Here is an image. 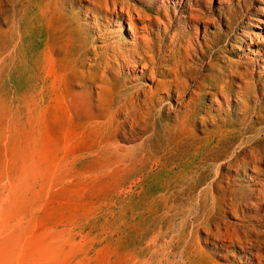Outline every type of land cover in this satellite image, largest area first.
Here are the masks:
<instances>
[{"label": "rangeland", "instance_id": "rangeland-1", "mask_svg": "<svg viewBox=\"0 0 264 264\" xmlns=\"http://www.w3.org/2000/svg\"><path fill=\"white\" fill-rule=\"evenodd\" d=\"M174 1L107 0L86 16V0H26L27 7L47 12L31 20L16 0L0 7V32L12 14L20 27L30 21L38 34L34 50L19 64L15 37L0 36V264H234L235 257L246 264L236 245L222 257L213 253L202 224L214 204L219 211L211 214L231 224L244 209L227 208L228 186L251 184L241 179L244 165L228 167L229 154L217 157L235 150L231 132L239 127L235 121L220 128L195 121L176 134L185 109L181 115L176 110L182 99L170 73L185 80L191 48L203 45L189 6L217 19L208 37L218 69L243 59L256 70L264 60V0H229L228 13L219 19L218 0ZM113 2L152 19L148 33L134 25L137 37L150 42L153 70L165 72L155 76L158 88L146 76L149 60L133 52L127 25L110 15ZM72 14L81 39L68 25ZM123 36L128 45L121 44ZM137 46L140 51L141 42ZM257 50L260 55L253 54ZM198 80L187 81L185 98ZM143 89L160 104L150 109L138 96ZM205 92L202 102L208 104L210 89ZM204 110L199 117L205 118ZM224 129L227 139L218 143ZM218 174L221 189L214 190Z\"/></svg>", "mask_w": 264, "mask_h": 264}, {"label": "bare ground", "instance_id": "bare-ground-1", "mask_svg": "<svg viewBox=\"0 0 264 264\" xmlns=\"http://www.w3.org/2000/svg\"><path fill=\"white\" fill-rule=\"evenodd\" d=\"M236 1L239 2L240 0ZM242 1L245 4L248 0ZM4 2L5 0H0V7L4 6ZM16 2L20 7V13L23 14V16L28 17V20H31L33 15L44 18L47 13L42 10L36 11L35 7H27L26 0H16ZM86 2L88 5L86 6L84 12L87 16V14H92L95 10H99L98 7H102L103 4L106 6L107 0H86ZM181 3V0L174 1V4L176 5ZM218 3V10L220 11L218 17L216 18L219 19L221 15L224 16L228 13L231 3L229 0H218L217 4ZM118 7L119 9L116 8V2H113L112 11L109 9L110 15L117 19L119 25L121 22H124L127 25L128 28L126 29H128L132 39L133 52H135L142 60H149L151 69L146 76L150 77L151 80H155V76L164 75V70H153L155 68V62L152 59L151 53L154 52L150 46V42L145 36L142 35L139 38L136 35L137 27L134 24L140 23L142 25L140 29L146 32L149 25L152 24V19H149L137 9L131 10L130 8H127L125 4ZM224 8H226L227 11L224 10ZM193 11L196 15L190 17V23L191 26H193V32L196 35L197 28L201 26L203 45L200 46L199 43H196V48H191L193 52L192 58L189 57L186 58V60H191L192 64L188 67L185 80L180 79L176 73H170L174 75L173 81L175 83L176 98L182 99V101L178 103L176 110L179 112V115H181V109H185L183 113V120H178L179 117L177 116L179 128L176 130V134L182 133L185 126L187 127L188 124L195 123V121H200V123L203 121L208 122L210 125L215 126V128H220V126H225L226 124L233 123L234 121L236 122L239 129L237 131L235 129L231 132L235 133L232 139H236L238 142L237 146L234 147L235 150L228 151L225 149L220 153V155L218 154L217 157H225L229 154L228 156L230 159L225 164L228 167L232 165L238 166L239 164L244 165L245 171L242 172L241 179L251 182V184L242 187V189L239 187L237 190L233 189L229 185V206L227 207L229 209L228 213L231 211L233 213L238 212V210L241 209V206L244 209L238 218L232 215V218L236 219L237 222L231 224L225 220L218 221L211 214L219 211L214 204L211 209V213H209V217L204 220L202 224L203 226L205 225V227L207 226L209 229L207 239H212L213 253H220L219 256L222 257L223 252H232L229 248L236 245L239 250L238 253L244 255V259H247L246 264H264V258L260 255L262 249L264 248V73L260 70L261 68L263 69L264 60L262 59L260 63L259 61L256 63V70L253 67L249 68L243 59H240L235 64L233 63L227 65V68L224 71L218 69L217 65L212 62V46L209 45L208 37V27L216 24L217 19L207 17L208 14H211L209 11L204 13L200 8H195L193 10L189 6L188 12L192 13ZM155 14L159 15L158 9ZM156 18L157 17H155V19ZM5 21H7L8 27L4 31L0 32V36L6 38L15 37L14 41L16 46L13 53L17 56V64L22 63L24 55L27 51L31 52L34 50V38L38 36L36 33L37 28L30 21H27L24 26L20 27L17 19H14L12 14L10 17H6ZM67 21L69 22L68 25L70 29H72V31L76 33L77 37L81 39L82 28L79 25L78 16L72 14L71 18ZM41 27V32H43V25H41ZM122 27H124V25ZM126 39L127 38L125 36L121 37L120 42L122 45H126L128 43H126ZM195 40L198 42L196 37ZM139 42H141L142 45L140 51L137 49V44ZM17 43H21V46H18ZM260 52L261 51L257 50V52L253 54L260 55ZM122 59L125 60L126 56H123ZM207 59L208 61H206ZM132 67H135V64H132ZM215 67H217V69ZM141 68L147 70L144 66ZM207 70L212 72L216 71L217 75L215 77L204 75L203 72ZM116 78L119 77L116 76ZM197 78L199 80L196 82L194 90L191 91L188 97L185 98V92L188 84L187 81L193 82V80ZM205 78H212L210 81L211 83L206 84L204 81ZM154 84L155 88H158L161 85V82L155 80ZM205 89H210L211 99L208 104L202 102L205 95H207ZM148 92L151 94L150 96H148ZM138 96H143L145 99L143 100L144 102L149 101L148 103L150 109H152V106L160 104V101L156 99L154 93L150 89H143V92L139 93ZM218 96L222 98L221 103H223L224 109L221 108ZM213 105L217 106L214 110L215 114H212L211 112ZM202 108L205 109V118H201L198 115L199 110ZM157 113H160V110H157ZM126 115H128V112ZM221 115L224 116V119L221 118ZM109 117H114V115H110ZM129 121H132V119H129ZM227 134L228 131L225 129L218 132V143H220L221 140L225 143ZM184 139L188 140V136H185ZM221 176V174H218L216 179L213 180L211 185L214 190L221 189L218 183V179L221 178ZM196 189L197 187L194 186V188H192V192L194 193ZM261 211L262 213H259ZM235 258L234 264H241L240 261L242 257Z\"/></svg>", "mask_w": 264, "mask_h": 264}]
</instances>
